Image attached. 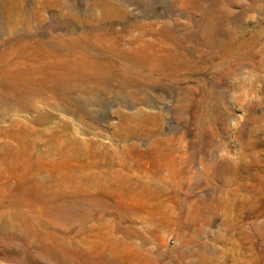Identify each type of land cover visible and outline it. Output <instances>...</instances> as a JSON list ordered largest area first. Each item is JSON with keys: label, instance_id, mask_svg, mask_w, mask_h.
Masks as SVG:
<instances>
[{"label": "rangeland", "instance_id": "obj_1", "mask_svg": "<svg viewBox=\"0 0 264 264\" xmlns=\"http://www.w3.org/2000/svg\"><path fill=\"white\" fill-rule=\"evenodd\" d=\"M111 1L124 9L126 16L112 10L108 18L102 19L105 0H0V53L19 35L67 42L72 36L65 32L68 26H74L78 35L97 24L112 25L122 31L124 23L130 20L154 29L166 22L185 32L187 26L203 19L199 8L203 7L204 60L196 57L198 63L192 65L189 80L184 84L192 97L191 111L183 115L178 110L180 99L186 94L181 89L172 92L142 88L140 101L130 107H124L116 95L102 91L100 96L110 101L109 106L93 101L84 108L86 114L80 119L49 108L54 116L42 124L37 120L39 108L52 97L37 96L36 110L8 116L0 120V127L18 119L39 130L56 129L62 118L75 123L73 131L77 138H96L95 132H100L105 135L99 137L103 142L137 143L147 148L150 144L155 147L156 136H130L120 141V137L113 135L111 124L119 121L120 109L127 112L141 109L144 115L161 111L163 117L159 121H149L144 127L146 131H159L157 136L175 137L174 148L180 158L162 161L161 176L168 179L165 182L147 174L145 164L125 171L127 176L139 173L147 182L142 186L144 193L114 199L125 207L122 226L136 228L140 235L122 229L113 234L149 252L134 255V247H128L126 256H134H127L125 262L264 264V0H179L176 6L174 0ZM7 11L13 12L11 24L6 22ZM140 33L135 27L123 32L122 45H127L129 34ZM142 38L154 37L146 33ZM200 95H204L203 100ZM3 133L0 132V143L15 142ZM1 152L5 153V149ZM2 167L0 163V170ZM120 169L114 165L111 173L116 175ZM46 178L55 189H62L59 175L50 173ZM132 184L124 183L126 188ZM68 189L72 191L71 186ZM161 190L167 192L160 194ZM9 194L0 182V201L6 206ZM37 195L40 200H34L37 203L26 209L37 215L39 227L57 223L58 231L82 240V246L89 252L96 250L99 245L96 242L104 243L110 226L117 225L116 213L110 211L85 222L72 215L61 217L44 202V195ZM6 206L0 207V211ZM121 251L120 246L109 243L106 253L119 257ZM4 253L5 249L0 247V264H22L6 260ZM39 264L48 263L40 259Z\"/></svg>", "mask_w": 264, "mask_h": 264}, {"label": "bare ground", "instance_id": "obj_2", "mask_svg": "<svg viewBox=\"0 0 264 264\" xmlns=\"http://www.w3.org/2000/svg\"><path fill=\"white\" fill-rule=\"evenodd\" d=\"M174 2V6L179 5V0ZM102 6V19L108 18L112 10L126 16V11L111 0H105ZM199 8L203 19L187 26L185 32H181L178 25L166 22L154 29L147 28L145 23L128 20L122 31L112 25L97 24L78 35L74 26H68L65 32L72 36L67 42H56L53 37H15L6 51L0 53V120L15 113L36 110L35 98L49 95L52 100L47 99L46 106L39 108L37 120L40 123L54 116L49 108L80 119L86 114L84 108L91 106L93 101L110 105L107 98L100 96L102 91L116 95L124 107H130L140 101L138 95L142 88L172 92L185 90L178 106L179 112L185 115L191 111L189 102L192 97L184 84L189 80L192 65L198 63L196 57L204 60V8ZM12 13L7 11L5 15L8 24L12 23ZM134 27L139 28L140 35L129 34L127 45H122V33ZM146 33L154 38L143 39L142 35ZM198 80L200 82V78ZM200 96L203 100L204 95ZM118 113L119 121L111 124L113 135L120 137V141L130 136H156L155 147L152 144L141 148L137 143L103 142L99 137L105 135L100 132H95L96 138H77L73 131L75 123L62 118H59L56 129L39 130L18 119L9 126L6 124L5 128L0 127V132L15 141L0 143V163L4 166L0 170V182L10 192L8 208L0 211L3 219L0 222V247L5 249L6 260L22 264H39L40 259L48 264H127L125 258L148 251L113 234L121 229L139 234L136 228L122 226L126 218L125 207L123 202L115 203L114 199L123 200L129 193L145 192L142 186L147 182L139 173L126 175L125 171L132 167L141 168L145 164L147 174L167 181L161 176V165L162 161L172 157L179 161L174 148L176 138L157 136L159 131H146L145 124L163 117L161 111L144 115L141 109L133 112L120 109ZM87 115L91 117L90 113ZM187 124L190 125L191 121ZM3 149L5 153L1 152ZM114 165L121 167L116 175L111 173ZM149 166L154 169H148ZM49 172L56 177L59 175L62 189L57 190L50 184L46 178ZM125 182L140 186L132 184L126 188ZM70 186L72 191L68 189ZM165 192L161 190L160 194ZM38 193L44 195V202L61 217L72 215L85 222L99 213L110 211L116 213L117 225L110 226L104 243L96 242L99 244L96 250L89 252L82 246V240L58 231L57 223L39 227L35 221L37 215L26 209L38 200ZM5 204L0 201V207ZM109 243L121 247V256L106 253ZM128 247H134V255L127 257L125 249Z\"/></svg>", "mask_w": 264, "mask_h": 264}]
</instances>
